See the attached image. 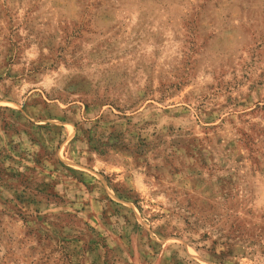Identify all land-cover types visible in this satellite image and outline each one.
<instances>
[{
	"label": "rangeland",
	"instance_id": "rangeland-1",
	"mask_svg": "<svg viewBox=\"0 0 264 264\" xmlns=\"http://www.w3.org/2000/svg\"><path fill=\"white\" fill-rule=\"evenodd\" d=\"M0 264H264V0H0Z\"/></svg>",
	"mask_w": 264,
	"mask_h": 264
}]
</instances>
